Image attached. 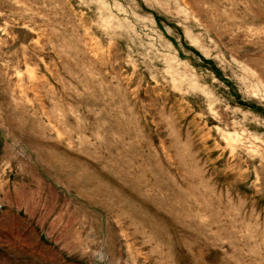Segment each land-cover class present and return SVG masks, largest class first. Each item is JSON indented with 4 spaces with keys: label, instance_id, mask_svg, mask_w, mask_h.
Listing matches in <instances>:
<instances>
[{
    "label": "rangeland",
    "instance_id": "rangeland-1",
    "mask_svg": "<svg viewBox=\"0 0 264 264\" xmlns=\"http://www.w3.org/2000/svg\"><path fill=\"white\" fill-rule=\"evenodd\" d=\"M0 264H264V0H0Z\"/></svg>",
    "mask_w": 264,
    "mask_h": 264
}]
</instances>
